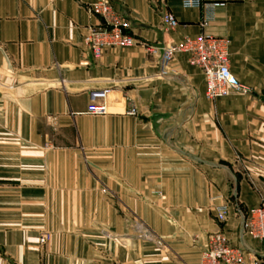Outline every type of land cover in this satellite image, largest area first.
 <instances>
[{"label":"crops","instance_id":"obj_1","mask_svg":"<svg viewBox=\"0 0 264 264\" xmlns=\"http://www.w3.org/2000/svg\"><path fill=\"white\" fill-rule=\"evenodd\" d=\"M95 1L0 0V264H200L215 229L260 252L243 223L264 200V0H203L224 2L205 27L181 0H111L136 43L97 59ZM199 34L227 40L248 92L208 99L186 52L161 75L145 48Z\"/></svg>","mask_w":264,"mask_h":264},{"label":"built area","instance_id":"obj_2","mask_svg":"<svg viewBox=\"0 0 264 264\" xmlns=\"http://www.w3.org/2000/svg\"><path fill=\"white\" fill-rule=\"evenodd\" d=\"M185 7L203 8L204 15L200 25L205 27L212 19V9L223 6L222 1L205 2L203 0H181ZM86 11L99 18V23L89 25L83 35L82 44L94 59L102 55L108 47H130L136 43L131 33L132 24L129 18L117 11L111 0H96L86 6ZM162 21L167 30L174 29L178 20L173 13L164 11ZM146 51L157 56L161 75L166 74L170 62L177 52H186L188 62L200 68L205 81V96L208 99L227 95L231 91L248 92L229 69L228 42L224 37L211 34H199L196 37H186L182 42L168 41L159 46L145 45ZM107 89H93L88 93L87 111L94 115L107 114L105 103ZM131 106L129 113H134ZM228 207L223 204L216 208V219L224 222L227 218ZM243 226L249 235L260 242V252H254L242 246L229 242L227 236L215 229L206 233L205 242L201 249L200 264H264V200L259 205L245 212ZM48 239V234L39 237L40 243Z\"/></svg>","mask_w":264,"mask_h":264},{"label":"rangeland","instance_id":"obj_3","mask_svg":"<svg viewBox=\"0 0 264 264\" xmlns=\"http://www.w3.org/2000/svg\"><path fill=\"white\" fill-rule=\"evenodd\" d=\"M215 208H217V207H215ZM215 214H216V210H215ZM47 241V240H46ZM46 241L44 242V243H41V245H44L45 243H46Z\"/></svg>","mask_w":264,"mask_h":264}]
</instances>
